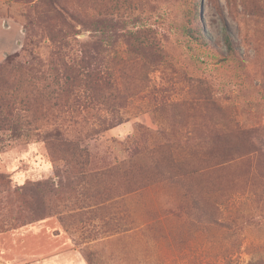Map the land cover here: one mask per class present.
<instances>
[{
  "label": "rangeland",
  "instance_id": "374dc122",
  "mask_svg": "<svg viewBox=\"0 0 264 264\" xmlns=\"http://www.w3.org/2000/svg\"><path fill=\"white\" fill-rule=\"evenodd\" d=\"M3 65L0 264H264V0H0Z\"/></svg>",
  "mask_w": 264,
  "mask_h": 264
},
{
  "label": "trees",
  "instance_id": "16d2710c",
  "mask_svg": "<svg viewBox=\"0 0 264 264\" xmlns=\"http://www.w3.org/2000/svg\"><path fill=\"white\" fill-rule=\"evenodd\" d=\"M203 40H205V39H203ZM223 42H224L227 58L232 60V61H238V55H237L235 42L232 39V37L230 36V34L228 32H226V31L223 32ZM4 67H5L4 65L0 67L1 73L5 71ZM54 139H56L55 142H56L57 146L62 147L63 149H65V150H67L69 152V158L66 157V159L64 161L66 162V165H70L71 164L72 171L74 172L75 175L79 176V182L77 183L76 186L80 187L81 184L82 185L88 184V182H85V179H87V180L91 179L92 181L96 182L102 176H104V173H99V172L86 173L87 164H88L87 163V161H88L87 152H86L85 149H82L79 146V143H77V142H75L73 140L61 139L59 137L58 138L56 137ZM50 144H52V141L48 140V142L46 143L47 148H48V146ZM51 158H53L52 155H51ZM3 179H4L3 176H0V181H3ZM41 185L42 184L36 185L33 189L28 187V186H23L21 188H15L14 190H12L10 192V196L14 197L17 202H21L22 200L27 202L26 197H28L30 200L33 201L34 198L38 194L43 193L42 188H40V190H39V187ZM73 190L76 191L75 188H73ZM48 192H50V191L47 190L46 193H48ZM80 195H82V194H80ZM41 196H42V198H44L45 194H41ZM192 202H193V200H192ZM98 204L100 205L102 203L99 202ZM195 209H197L199 211L198 207H196ZM198 211H196V212H198ZM44 218H46V215H40V216L38 215V216H35L34 218H32V220L27 222V223L22 222V225H20V226L22 227V226H25V225L30 224L32 222L42 220ZM194 219L196 220L197 218H194ZM191 221L193 223H195L193 219H191ZM216 222H217L216 220L212 219L208 223L210 225L216 226V225H214V224H217ZM219 226L221 227L222 224H220ZM16 229H17V223H13V224H10L8 226L0 225V232L12 231V230H16Z\"/></svg>",
  "mask_w": 264,
  "mask_h": 264
}]
</instances>
